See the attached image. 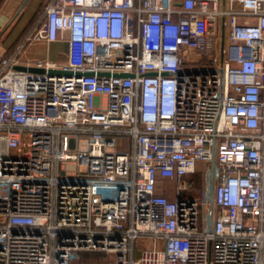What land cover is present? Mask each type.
<instances>
[{
  "label": "built area",
  "instance_id": "built-area-1",
  "mask_svg": "<svg viewBox=\"0 0 264 264\" xmlns=\"http://www.w3.org/2000/svg\"><path fill=\"white\" fill-rule=\"evenodd\" d=\"M0 264H264V0H47L0 57Z\"/></svg>",
  "mask_w": 264,
  "mask_h": 264
},
{
  "label": "crops",
  "instance_id": "crops-1",
  "mask_svg": "<svg viewBox=\"0 0 264 264\" xmlns=\"http://www.w3.org/2000/svg\"><path fill=\"white\" fill-rule=\"evenodd\" d=\"M22 1L23 0H0V10L2 11L0 14V30L6 25L7 21L22 3ZM46 1L47 0H31L20 20L0 45V57L3 54L11 52L21 41L25 33L34 23L37 10L43 9L44 3ZM68 49L67 40L60 39L51 42L45 40L32 41L22 54L20 61L23 66L31 67L34 64V61L38 59L64 60L67 56ZM52 52L55 55H51ZM173 197L174 196H170V198Z\"/></svg>",
  "mask_w": 264,
  "mask_h": 264
},
{
  "label": "water",
  "instance_id": "water-1",
  "mask_svg": "<svg viewBox=\"0 0 264 264\" xmlns=\"http://www.w3.org/2000/svg\"><path fill=\"white\" fill-rule=\"evenodd\" d=\"M30 2H31V0H23L22 3L19 5V7L12 14L10 19L7 21L6 25L4 27H2V29L0 30V45L7 38V36L10 34V32L12 31L14 26L17 24V22L20 20L21 16L25 12V10L28 7ZM17 68H19V69L28 68L29 70L38 71V72H43L44 71V69H40V68L33 67V66L26 67V66H23V65H19V66H17ZM50 72L51 73H59V74L62 73V71L54 70V69L50 70ZM124 75H128V74H124Z\"/></svg>",
  "mask_w": 264,
  "mask_h": 264
},
{
  "label": "rangeland",
  "instance_id": "rangeland-1",
  "mask_svg": "<svg viewBox=\"0 0 264 264\" xmlns=\"http://www.w3.org/2000/svg\"><path fill=\"white\" fill-rule=\"evenodd\" d=\"M42 9L37 10L35 16L37 17L38 15H40ZM2 13V11L0 10V14ZM51 55H55L53 52L51 53ZM69 168H73L72 165H69ZM203 167L200 166L199 170L196 174H194V180H196V183L198 186H202L203 183ZM164 187H165V193L170 197V196H174V183L169 181V182H163L161 183Z\"/></svg>",
  "mask_w": 264,
  "mask_h": 264
},
{
  "label": "trees",
  "instance_id": "trees-1",
  "mask_svg": "<svg viewBox=\"0 0 264 264\" xmlns=\"http://www.w3.org/2000/svg\"><path fill=\"white\" fill-rule=\"evenodd\" d=\"M102 256H103V254L102 253H98V252H96V253H84L83 254V260L91 261V260L98 259V258H100Z\"/></svg>",
  "mask_w": 264,
  "mask_h": 264
}]
</instances>
